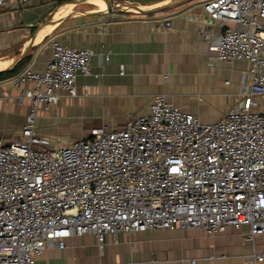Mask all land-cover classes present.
Instances as JSON below:
<instances>
[{"label":"built area","instance_id":"1","mask_svg":"<svg viewBox=\"0 0 264 264\" xmlns=\"http://www.w3.org/2000/svg\"><path fill=\"white\" fill-rule=\"evenodd\" d=\"M30 1L0 0V9ZM203 9L209 58L246 60L252 78L241 103L218 121L205 123L156 94L148 113L123 129L102 127L53 144L37 130V109L76 96L95 53L53 40L43 70L30 63L9 79L24 89L19 102L29 100L31 110L19 139H0V264H35L74 235L92 234L102 248L108 235L123 231L218 235L248 226L250 239L264 234V0H209ZM216 23L224 25L219 34ZM245 264H264V250Z\"/></svg>","mask_w":264,"mask_h":264},{"label":"crops","instance_id":"2","mask_svg":"<svg viewBox=\"0 0 264 264\" xmlns=\"http://www.w3.org/2000/svg\"><path fill=\"white\" fill-rule=\"evenodd\" d=\"M171 1L152 0L144 7ZM207 1L188 0L150 14L117 11L108 15H70L50 25V33L29 52L25 67L32 63L33 68L43 70L52 57L53 40L91 49L95 53L92 74L79 75L78 94L63 95L56 107L78 106L114 117L110 126L93 129L125 128L128 121L148 113L156 94H164L205 123L218 121L232 106L241 103L242 91L252 78L246 75L250 68L246 60L219 64L209 58V44L202 35L206 18L203 6ZM52 4L55 3L31 0L25 7L10 5L0 9L1 72L19 57L32 27L53 11ZM65 12L61 9L54 17ZM166 22L170 26L164 27ZM223 26L216 23L212 31L219 34ZM225 26L237 27L234 23ZM9 79L0 81V118L17 121L20 129L16 135L6 131L0 137L6 144L21 137L31 110L29 100L19 102L24 89L14 88ZM221 99L224 105L219 104ZM42 121V116L37 117L38 132L58 144L43 129ZM91 132L79 139L89 137ZM248 232V226L229 228L218 235L201 228L123 231L108 235L102 248L92 234L74 235L67 239L65 247L53 245L46 249L35 264H190L192 259L195 264H245L253 253L264 250V234L250 239Z\"/></svg>","mask_w":264,"mask_h":264},{"label":"rangeland","instance_id":"3","mask_svg":"<svg viewBox=\"0 0 264 264\" xmlns=\"http://www.w3.org/2000/svg\"><path fill=\"white\" fill-rule=\"evenodd\" d=\"M121 3L132 4L128 0H117ZM134 5H137L133 2ZM57 4H52L51 7L56 8ZM144 6V5H141ZM94 6L90 4L78 5L75 9L90 10ZM137 13V12H134ZM33 31H31L30 36ZM230 80V79H229ZM231 81V80H230ZM232 82V81H231ZM220 105H224L223 99L219 101ZM38 117L43 118V129L48 130L52 139L59 145L67 144L68 142L79 139L80 136L87 135L95 127L109 125L114 122V117L106 114L104 111H96L90 109H82L78 106H69L66 109L51 106L49 109L39 107L37 109ZM20 126L17 121H8L0 118V137L6 132H13L16 135ZM54 144V143H53Z\"/></svg>","mask_w":264,"mask_h":264},{"label":"water","instance_id":"4","mask_svg":"<svg viewBox=\"0 0 264 264\" xmlns=\"http://www.w3.org/2000/svg\"><path fill=\"white\" fill-rule=\"evenodd\" d=\"M106 2V8L102 9L100 6L95 5L91 3V0H67L59 5L56 6L55 9L51 13H49L41 22H39L35 27V30L33 31L32 35L30 36L28 40V44L24 47L23 51L19 55V57L6 69L2 71H10L14 69L20 62H22L25 57L29 54L30 51L34 50L36 43L35 39L38 35V33L46 26L56 24L60 19H64L69 17L70 15L77 14V13H83V14H99V15H108L115 13L117 11H128V12H137L141 14H150V13H157L160 11H164L170 7H173L175 5H178L180 3H183L188 0H173L165 5L157 6V7H148L144 8V6L141 5H134V4H128V3H121L117 0H104ZM82 4H90L94 6L93 9L90 10H78L75 9L78 5ZM65 7H72L70 10L64 13L61 17H54V14L65 8ZM1 72V71H0Z\"/></svg>","mask_w":264,"mask_h":264},{"label":"trees","instance_id":"5","mask_svg":"<svg viewBox=\"0 0 264 264\" xmlns=\"http://www.w3.org/2000/svg\"><path fill=\"white\" fill-rule=\"evenodd\" d=\"M64 1H67V0L60 1L59 3H62ZM128 1H131V3H133V2L136 3V4L138 3V4H141V5H147L149 2H152V0H128ZM35 28H36L35 26L32 27V31H34ZM29 59H30V55H27L25 57V59L22 62H20L14 69H12L10 71H2V72H0V81L12 78L15 75H17L20 71H22L25 68V66L27 65Z\"/></svg>","mask_w":264,"mask_h":264},{"label":"bare ground","instance_id":"6","mask_svg":"<svg viewBox=\"0 0 264 264\" xmlns=\"http://www.w3.org/2000/svg\"><path fill=\"white\" fill-rule=\"evenodd\" d=\"M91 3L100 6L102 9L106 8V2L104 0H91ZM72 7H65L63 8V10H66V12L68 10H70ZM146 9V7H144ZM52 27L50 25L44 27L37 35L36 39H35V43H40L45 37L46 35H48L51 31Z\"/></svg>","mask_w":264,"mask_h":264}]
</instances>
